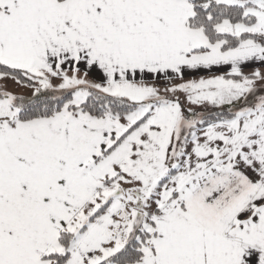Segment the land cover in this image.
I'll use <instances>...</instances> for the list:
<instances>
[{
	"label": "snow or ice",
	"instance_id": "snow-or-ice-1",
	"mask_svg": "<svg viewBox=\"0 0 264 264\" xmlns=\"http://www.w3.org/2000/svg\"><path fill=\"white\" fill-rule=\"evenodd\" d=\"M0 264H264V0H0Z\"/></svg>",
	"mask_w": 264,
	"mask_h": 264
},
{
	"label": "crops",
	"instance_id": "crops-1",
	"mask_svg": "<svg viewBox=\"0 0 264 264\" xmlns=\"http://www.w3.org/2000/svg\"><path fill=\"white\" fill-rule=\"evenodd\" d=\"M246 71H248V69H246Z\"/></svg>",
	"mask_w": 264,
	"mask_h": 264
}]
</instances>
